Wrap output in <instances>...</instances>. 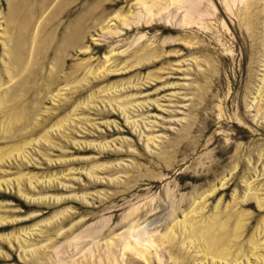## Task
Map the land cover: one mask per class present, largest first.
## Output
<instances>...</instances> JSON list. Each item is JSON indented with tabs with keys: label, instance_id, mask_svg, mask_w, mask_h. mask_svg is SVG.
<instances>
[{
	"label": "rangeland",
	"instance_id": "374dc122",
	"mask_svg": "<svg viewBox=\"0 0 264 264\" xmlns=\"http://www.w3.org/2000/svg\"><path fill=\"white\" fill-rule=\"evenodd\" d=\"M0 264H264V0H0Z\"/></svg>",
	"mask_w": 264,
	"mask_h": 264
},
{
	"label": "bare ground",
	"instance_id": "6f19581e",
	"mask_svg": "<svg viewBox=\"0 0 264 264\" xmlns=\"http://www.w3.org/2000/svg\"><path fill=\"white\" fill-rule=\"evenodd\" d=\"M250 6H251V8H253V6H254V3H253V2H251V3H250ZM192 9H193V8H192ZM253 16H254V14H253ZM254 24H256V25L258 26V23H255V22H254ZM253 26H254V25H253ZM253 35H254V34H253ZM196 231H197V230H196ZM203 232H204V231H203ZM203 236H205V235L203 234ZM136 238H137V240H138V241H140V240H141L139 236H136Z\"/></svg>",
	"mask_w": 264,
	"mask_h": 264
}]
</instances>
